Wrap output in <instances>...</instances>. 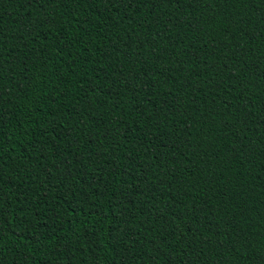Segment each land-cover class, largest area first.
Listing matches in <instances>:
<instances>
[{"label": "trees", "instance_id": "16d2710c", "mask_svg": "<svg viewBox=\"0 0 264 264\" xmlns=\"http://www.w3.org/2000/svg\"><path fill=\"white\" fill-rule=\"evenodd\" d=\"M0 264H264V0H0Z\"/></svg>", "mask_w": 264, "mask_h": 264}, {"label": "snow or ice", "instance_id": "6c2138e0", "mask_svg": "<svg viewBox=\"0 0 264 264\" xmlns=\"http://www.w3.org/2000/svg\"><path fill=\"white\" fill-rule=\"evenodd\" d=\"M31 2V0H30ZM36 2H40V0H36ZM45 2H51V0H45ZM61 5H63L64 0H60ZM142 2H150L155 6L159 2H167V3H180V0H107L113 8L116 7L117 4L121 5L124 8H132L133 4L139 5ZM201 0H186V6H191L192 4L199 5Z\"/></svg>", "mask_w": 264, "mask_h": 264}]
</instances>
